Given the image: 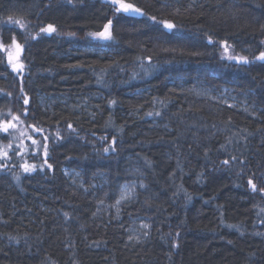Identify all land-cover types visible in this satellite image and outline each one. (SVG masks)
I'll use <instances>...</instances> for the list:
<instances>
[{
	"label": "trees",
	"instance_id": "16d2710c",
	"mask_svg": "<svg viewBox=\"0 0 264 264\" xmlns=\"http://www.w3.org/2000/svg\"><path fill=\"white\" fill-rule=\"evenodd\" d=\"M123 1L0 0V264H264V0Z\"/></svg>",
	"mask_w": 264,
	"mask_h": 264
},
{
	"label": "rangeland",
	"instance_id": "374dc122",
	"mask_svg": "<svg viewBox=\"0 0 264 264\" xmlns=\"http://www.w3.org/2000/svg\"><path fill=\"white\" fill-rule=\"evenodd\" d=\"M124 4H130V3H127L123 0H116L115 1L116 11L118 9H120L119 12L125 13L121 9V5H124ZM130 5H132V4H130ZM132 6H133V8H136L134 5H132ZM126 14H129V13H126ZM104 30L105 29L103 28L102 30L94 32V33L103 32ZM109 31L111 33V28H109ZM94 33H91L89 35L92 39L97 40V41L108 40V39H102L99 37H94L92 35ZM16 45H17V43H13L10 46H7L4 48L5 53L7 54L6 57L12 63V65H14L18 61V60H16L17 54H18V48L16 47ZM105 50H107V49L102 47L98 51L102 52ZM193 92L199 96H206V97H209L211 99H215L219 102H222L224 104L240 105L241 107H243V109H245L247 111H249L251 108V107L245 105V103H242V101L239 100L237 97H235V95H233L232 92L230 90H228V88H226V87L221 89V90L216 91V90H212L210 88H206V87L201 86V87L195 88L193 90ZM49 99L48 100L52 101V102L56 101V100L63 101V98H56V99L49 98ZM77 103H78V105H82V102L79 99H76L72 104L77 105ZM65 173L67 176H69L73 179V181L77 184V186L81 185L83 183V179L81 178L80 173L78 171L66 170ZM98 178H99V181L104 180L102 174H100ZM142 178L143 177L137 173L131 174L128 180H126L122 184H120L119 191H118L119 196H118L116 202L114 204L109 205V206L102 204L103 211H106V212L112 211V213L114 214L113 217L119 216L118 212L120 210L121 205L123 203L133 199L138 190L145 188V184H144V181ZM94 184H95L94 186L99 185L97 182ZM144 225H147V227H144ZM148 229H149V224H148V221L146 219H143V218L133 219L131 221V225L128 228V232H129V235L131 237V240H139L142 236H146Z\"/></svg>",
	"mask_w": 264,
	"mask_h": 264
},
{
	"label": "snow or ice",
	"instance_id": "6c2138e0",
	"mask_svg": "<svg viewBox=\"0 0 264 264\" xmlns=\"http://www.w3.org/2000/svg\"><path fill=\"white\" fill-rule=\"evenodd\" d=\"M113 5H115V0H113ZM121 9L125 12V13H129V14H134V15H143V13L140 11V9L138 8H133L132 5L130 4H124V5H121ZM118 12L120 11V9L117 10ZM12 18L9 17V20H11ZM153 21H155V17H152L151 18ZM18 23V21H17ZM110 25H111V21H109L108 24H106L104 26V31L103 32H99V33H94L92 34L94 37H99V38H102V39H111V33L109 31V28H110ZM175 27V25H173L172 23H169V22H164V28L167 29V30H172L173 28ZM55 31V28L53 25L49 24L47 25L46 27L44 28H41L40 29V32L41 33H52ZM33 38H35V36H33ZM15 43V40L13 41ZM17 48H20V45H16ZM225 52L228 51V48L225 47L224 49ZM229 59H236L238 63H248V60L246 57H231L229 56L228 57ZM258 60H264V52H261L260 55L257 57ZM13 68L14 70H22L23 68V65L22 64H16V65H13ZM25 103L27 104L28 101L25 100ZM149 115H152L151 113H149ZM157 115H159V113H157ZM69 129L72 128V125L69 124L68 125ZM5 132L8 131V126H4V129H3ZM33 143H36L35 141H33ZM44 150H45V155H47V144L45 143L44 145ZM109 149L108 148H105L104 151L107 152ZM233 159H235V157H233ZM45 163H47V161H45ZM223 163L225 165H227L229 163L228 160H225L223 161ZM22 167L24 168V171L25 172H30L32 170H34V165H28L27 163H25L24 165H22ZM49 168H51V165H48ZM249 185L251 186V188L253 189V191H256L257 190V185L255 183H253V181L251 179H249L248 181ZM259 191L261 192H264V189H259ZM67 215V214H66ZM144 227H147V225H144ZM131 239V237H130ZM176 245L174 244L173 247H175Z\"/></svg>",
	"mask_w": 264,
	"mask_h": 264
},
{
	"label": "bare ground",
	"instance_id": "6f19581e",
	"mask_svg": "<svg viewBox=\"0 0 264 264\" xmlns=\"http://www.w3.org/2000/svg\"><path fill=\"white\" fill-rule=\"evenodd\" d=\"M7 28V27H6ZM3 46V45H2ZM7 55V54H6ZM8 60V59H7ZM7 63V62H6ZM9 66V65H8ZM19 72V71H18ZM12 80V79H11ZM146 182V181H145ZM6 223V222H5Z\"/></svg>",
	"mask_w": 264,
	"mask_h": 264
}]
</instances>
